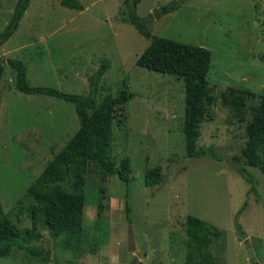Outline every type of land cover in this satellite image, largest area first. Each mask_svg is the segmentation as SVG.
Returning a JSON list of instances; mask_svg holds the SVG:
<instances>
[{"label":"rangeland","instance_id":"rangeland-1","mask_svg":"<svg viewBox=\"0 0 264 264\" xmlns=\"http://www.w3.org/2000/svg\"><path fill=\"white\" fill-rule=\"evenodd\" d=\"M78 1L81 10L58 0H30L17 29L0 45L5 65L0 80V204L26 245L43 248L38 256L12 247L0 264H184L187 215L223 231L212 246L220 264H264V174L246 165L240 151L259 99H247L240 116L222 97L229 87L264 94V0L136 4L151 33L211 53L207 80L213 102L199 125L196 145L206 149L199 157L185 149L183 82L136 64L149 39L122 18L125 0ZM16 2L0 0V31ZM174 3L179 4L162 10ZM7 58L23 61L31 86L83 95L89 92L88 77L106 61L96 100L116 95L123 81L132 93L118 107L112 140L116 161L129 158L130 181L88 169L85 246L79 252L65 248L63 236L52 235L40 218L33 226L31 200L25 197L47 161L77 130L74 104L18 91ZM156 165L162 180L145 186V170Z\"/></svg>","mask_w":264,"mask_h":264},{"label":"trees","instance_id":"trees-1","mask_svg":"<svg viewBox=\"0 0 264 264\" xmlns=\"http://www.w3.org/2000/svg\"><path fill=\"white\" fill-rule=\"evenodd\" d=\"M30 0H17L9 21L0 31V45L17 29L20 19ZM63 6L81 10L78 0H58ZM139 0H125L121 15L147 39L149 43L136 60V64L147 70L171 74L180 78L184 91L183 134L186 153L199 157L206 153L204 147H197L199 125L208 115V105L213 102L207 73L211 65V53L202 46L187 44L171 38L151 33L144 19L136 13ZM124 15H126L124 17ZM7 65L15 71V88L23 93H39L61 98L74 104L79 126L66 144L47 161L43 170L31 182L25 197L31 200L29 210L33 226L40 218L44 226L54 236H63L65 248L74 252L83 250V209L85 202V175L90 167L101 176L117 177L130 181V161L123 157L116 161L112 153L113 121L118 107L125 104L132 93L127 84L116 95L107 93L98 102L97 85L107 69V62L88 77L89 92L83 94L64 93L54 87L31 86L26 78V67L22 60L7 58ZM4 61L0 59V80L4 72ZM238 115L243 113L245 101L258 97L257 105L252 108L251 119L245 125L246 140L241 147V155L246 165L258 168L264 174V94H255L245 88L229 87L222 94ZM162 180L159 166L145 170V186L158 184ZM128 209V207H127ZM99 212V210H98ZM236 229L243 235L241 225ZM33 234V229H25ZM185 258L184 264H220L212 246L221 238L223 231L217 226L194 215H187L184 222ZM12 247L28 249L40 255L42 247L29 248L24 242L20 229L3 212L0 204V258L7 255ZM90 249H96L95 242Z\"/></svg>","mask_w":264,"mask_h":264},{"label":"water","instance_id":"water-1","mask_svg":"<svg viewBox=\"0 0 264 264\" xmlns=\"http://www.w3.org/2000/svg\"><path fill=\"white\" fill-rule=\"evenodd\" d=\"M178 4L179 3H174V4L170 5V7H164V8H162V10L163 11H166L167 9L172 8V7H174V6L178 5ZM158 11H159V9L156 12H158Z\"/></svg>","mask_w":264,"mask_h":264}]
</instances>
